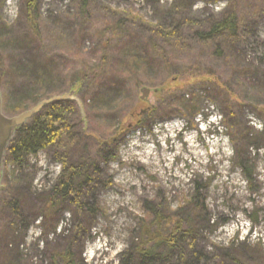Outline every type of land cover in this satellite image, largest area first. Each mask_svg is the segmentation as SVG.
<instances>
[{"label":"trees","instance_id":"1","mask_svg":"<svg viewBox=\"0 0 264 264\" xmlns=\"http://www.w3.org/2000/svg\"><path fill=\"white\" fill-rule=\"evenodd\" d=\"M20 1L22 31L14 25L6 26L0 17L2 112L6 116L18 115L44 99L64 94L68 89V92L75 91L79 95L86 83L81 104L87 131L80 130H83L82 118L77 105L59 102L46 106L14 132L5 151V167L13 166L19 171L27 166L30 158L44 152L61 166V172L48 191L42 193L33 191L31 184L26 183L22 176L10 182L9 174L3 172L0 264H21L18 247L23 237L17 235L19 227L41 219L44 237L49 231L54 234L57 211L67 203V210L72 214V233L65 238L66 243L61 250L51 252L50 264H83L82 249L76 252V248L85 230L90 238L92 223L89 217L95 208L83 204L82 199L91 194L92 176L97 175L99 162L113 159L112 147L117 139L114 141L109 137L120 131L119 119L122 120L124 115L125 100L140 86H150V83H154L153 86L160 83L156 86L160 92L161 86L171 77L189 76L191 82L203 79L192 60L188 63L185 60L190 59L181 58L190 52L191 45L196 46L200 56L209 51V54L212 52V61H225L230 76L224 85L219 84L222 90L228 89L231 82L257 77L262 71L253 69L237 51L241 44L247 43L244 36L250 33L255 19L264 14V0H230L219 17L203 21L193 33L194 21L179 16L191 0H175L171 6L172 20L168 24L148 23L132 17L125 19L120 15L116 22H107L114 26H104L100 33L95 29L91 32L86 26L91 13L90 0H77L74 14H65L54 21V35L48 34L45 22L38 14V0ZM127 24L139 27V32L126 29L124 26ZM87 35L97 41L99 57L85 59L80 63V70L72 72L76 69V58L81 54L79 50ZM209 54L204 57L209 58ZM80 58L83 59L82 55ZM196 63L202 68L199 59ZM209 65L213 66L207 64L202 68L204 72L212 71L207 68ZM188 69H191L190 75L186 73ZM203 85L202 82L205 91L215 89L217 93L214 96L221 101L218 97L222 96V90L215 84ZM165 103L163 105L171 109H166L170 112L164 114L167 118L174 116L173 111L191 118L200 114L196 96L175 99L170 94L169 104ZM249 103L258 113L259 104L254 100ZM149 112L145 116L137 115L134 124L142 126L139 123L142 118L150 122L154 115ZM222 124L225 126V117ZM227 128L232 135L239 137L240 134L242 148L247 149L252 139L239 129L236 120L231 118ZM257 139H264V131ZM250 174L247 172V176ZM85 183L89 188L81 190ZM194 201H187L180 210L182 213L174 216L149 214L148 221L140 227L137 242L124 253L120 264H155L157 261L167 264L175 254L178 256L177 264H190L186 255L209 223ZM222 255L223 264H264V252L260 247L251 250L242 245L238 250L225 251Z\"/></svg>","mask_w":264,"mask_h":264},{"label":"rangeland","instance_id":"2","mask_svg":"<svg viewBox=\"0 0 264 264\" xmlns=\"http://www.w3.org/2000/svg\"><path fill=\"white\" fill-rule=\"evenodd\" d=\"M228 1L191 0L179 16L194 21L193 33L203 21L219 17L228 6ZM76 2L38 0V14L45 22L48 34L54 35V21L58 17L75 13ZM90 2L93 7L91 5L86 26L91 32L95 29L100 33L104 26H114L107 22H116L120 15L125 19L132 17L148 23L168 24L172 20L171 6L175 0ZM21 9L20 0H0V17L6 26L14 25L21 30ZM124 27L134 32L140 30L130 24ZM87 36L79 50L83 59L80 55L76 58L77 66L72 72L79 71L80 63L85 59L99 57L97 41ZM244 38L247 43L241 44L237 52L253 69L262 71L257 77H249L244 82H231L228 89L222 90L221 85L230 76L225 61H212V52L209 54V51L200 56L196 46L191 45L190 52L181 55V58L190 59L185 60L188 63L192 60L196 70L203 74V79L191 82L189 76L171 77L161 86L160 92L156 88L160 83L155 86L150 83V86H140L125 100L124 115L122 120L119 119L120 131L109 137L114 141L117 139L112 147L113 159L106 163L97 161L99 166L97 175L92 176L91 194L82 199L83 204L95 208L89 217L92 223L90 238L85 230L80 236L82 244L78 241L76 248V252L82 249L83 264H120L124 253L137 242L140 227L148 221L149 214L174 216L180 214L187 201L194 199L209 223L186 255L190 264H223L222 254L238 250L242 245L251 250L260 247L264 252V139H257L264 131V111H260L264 109V14L255 19L250 33ZM208 54L209 58L204 57ZM198 59L202 68L211 63L213 66L207 68L212 71L204 72L198 67ZM186 73L190 75L191 69ZM202 82L203 87L215 84L222 90L223 99L218 97L220 101L214 96L217 93L215 89L205 91ZM83 86L80 94H75L80 103L82 91L87 89L86 83ZM143 87L150 90L145 101L140 100V89ZM170 94L175 99L198 97L200 114L191 118L173 111L174 116L167 118L164 114L170 113L167 110L171 109L163 103L167 100L165 104H169ZM253 100L259 104L258 113L250 107L249 102ZM146 106L152 108L149 113L154 117L150 122L142 118L139 123L143 125L136 126L135 118ZM81 110L83 130H80L86 132L87 121ZM224 117L225 126L222 124ZM231 118L252 139L247 149L242 148L240 134L239 137L232 135L227 128ZM3 172L9 174L10 182L22 176L26 183L31 184L33 191L42 193L55 183L61 166L42 152L30 158L23 169L17 171L13 166H3ZM247 172H251L250 176ZM1 185L4 187L3 181ZM86 188H89L87 183L81 190ZM2 195L1 192V198ZM68 206L69 203L57 211L54 234L49 231L44 237L41 219L19 227L17 235L23 237L18 247L21 264H50L51 252L64 247L65 238L71 235L73 227ZM177 259L175 254L167 264H177Z\"/></svg>","mask_w":264,"mask_h":264},{"label":"water","instance_id":"3","mask_svg":"<svg viewBox=\"0 0 264 264\" xmlns=\"http://www.w3.org/2000/svg\"><path fill=\"white\" fill-rule=\"evenodd\" d=\"M150 90L143 87L140 89L141 97L140 100L145 101ZM75 91H70L68 93L54 96L48 99H44L37 103L32 109L24 111L15 116H6L2 112V96L0 93V195L4 191V187L1 185L3 166H4V157L5 151L8 147V144L14 134V132L23 126L27 121L31 120L35 115L39 114L46 106L52 103L59 102H74L79 108L82 109V105L75 96ZM80 109V110H81ZM82 111V110H81ZM264 111V109H260Z\"/></svg>","mask_w":264,"mask_h":264},{"label":"flooded vegetation","instance_id":"4","mask_svg":"<svg viewBox=\"0 0 264 264\" xmlns=\"http://www.w3.org/2000/svg\"><path fill=\"white\" fill-rule=\"evenodd\" d=\"M150 110H151V107L146 106L144 109L140 110L139 114L140 115L147 114ZM109 144H111V140L109 141Z\"/></svg>","mask_w":264,"mask_h":264}]
</instances>
